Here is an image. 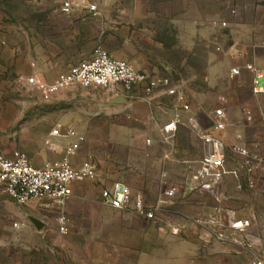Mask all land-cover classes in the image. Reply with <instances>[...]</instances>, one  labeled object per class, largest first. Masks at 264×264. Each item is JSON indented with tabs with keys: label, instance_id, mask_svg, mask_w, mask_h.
Instances as JSON below:
<instances>
[{
	"label": "rangeland",
	"instance_id": "rangeland-1",
	"mask_svg": "<svg viewBox=\"0 0 264 264\" xmlns=\"http://www.w3.org/2000/svg\"><path fill=\"white\" fill-rule=\"evenodd\" d=\"M123 4L144 5L166 13L152 28L146 27L153 33L154 45L147 48L139 40V48L144 53L136 56L140 60L152 59L153 65L159 64L160 68L152 76L171 78L181 86L191 108L195 109L194 101L199 104L200 99L196 93L206 89L205 73L200 70L205 63L192 58L190 63L194 68L185 69L182 59L188 53H201L208 58L214 55L216 38L225 28L223 24L215 26L216 22L228 16L232 8L240 11L252 5L262 7L264 0H101L100 16L83 10L64 15L60 0H0V154L11 158L14 152L20 151L37 165L57 163L67 142L53 138L51 132L72 128L84 138L78 160L92 161L97 170L96 178L83 184V197L87 194L99 200L103 187L120 182L134 192H142L151 202H157L164 199L167 189L182 186L206 150L193 131L184 129L181 145L187 149V158L183 154L173 166L165 165L168 159L164 157V162L160 161L159 152L170 145L164 137L162 148L152 151L150 139L157 136L158 124L167 123L173 114L169 110L179 108L174 97L155 92L150 98L134 90L129 98L131 106L109 103L93 106L94 96L82 94L83 87L61 90L45 100L28 83L31 76L51 78L65 73L78 62L89 59L99 48L120 58L125 46L119 37L120 15L115 11ZM168 15L175 18V28L167 21ZM237 17L239 13L232 18ZM188 23L191 24L189 31ZM189 38L191 50L184 47ZM156 40L164 46L157 47ZM167 62L173 63V70L163 68ZM74 89L78 101L62 96ZM193 94L195 98L191 97ZM157 103L162 106L158 108ZM193 112L204 128L211 126L210 120L199 116L197 110ZM179 191L178 195L182 196ZM210 193L215 194V190ZM176 200L178 197L163 200V213L172 212L169 207ZM72 212L79 213V210ZM66 214L69 215L50 201L19 206L0 187V264H63L61 249L66 245L63 237L72 227L67 223L68 231L61 232L59 220L66 218ZM32 219L43 223V227L38 230Z\"/></svg>",
	"mask_w": 264,
	"mask_h": 264
},
{
	"label": "crops",
	"instance_id": "crops-1",
	"mask_svg": "<svg viewBox=\"0 0 264 264\" xmlns=\"http://www.w3.org/2000/svg\"><path fill=\"white\" fill-rule=\"evenodd\" d=\"M100 1L98 0V5ZM232 9L228 16L222 17L215 25L225 26L222 34L216 38V48L219 47L220 50L215 49V54L209 58L201 53H188L182 59L185 69L194 68L190 63L192 58L205 63L200 70L205 73L203 86L206 89L202 93H196L200 99L199 104L193 99V115L197 117L193 112L197 110L199 116L212 123L215 110L222 109L225 114L226 126L218 136L227 146L228 161L223 169L217 171L220 182L215 188V194L201 190L181 196L178 195L181 193L178 189V200L169 207L172 212L163 213L156 221L151 222L137 215L106 207L101 198L92 199L87 194L83 197V184L86 181L77 183L73 196L62 208L69 214H66V218L72 226L71 232L63 237L66 243L61 249L62 258L65 259L63 264H250L253 257L264 260V93L253 92L256 77L252 72L243 71L241 77H231V70L236 65L253 63L262 71L263 77L259 82L264 84V6L252 5L240 11ZM115 12L120 15L119 37L126 50L123 47L120 58L113 57L152 76L160 66L153 65L152 59L137 58L136 55L144 53L139 48V40L144 41L145 47H152L153 33L146 27L152 28L166 13L144 5L126 4L120 5ZM238 13L240 17L232 18L233 14ZM98 14L101 15L100 9ZM166 18L175 28V18L169 15ZM109 28L111 29L110 25ZM190 28L191 24L188 23V31ZM155 45L164 46V43L156 40ZM191 46V38L185 40L184 47L191 50ZM237 50L243 52V57L236 56ZM92 56L93 54L90 58ZM158 61L160 60L157 58L156 63ZM163 68L170 71L174 69V65L167 62ZM59 75L60 73L51 78L46 75L41 77L53 81ZM84 89L82 94L94 96L95 101H89L93 106H103L106 103L131 106V97L122 92ZM74 93L76 89L66 91L62 96H66L69 101H78ZM194 96L191 95L192 98ZM156 106L159 108L162 105L157 103ZM172 111L173 109L169 110L170 115L173 113L170 119L176 110ZM151 115L150 112L148 120ZM187 116V113H183L182 118L185 120ZM163 126L162 123L158 124L157 136L150 139L154 152L158 147L162 148ZM184 129L187 128L180 127L172 143L169 142V148L163 147L164 150L159 152L160 161L168 159L164 162L167 166L176 165L183 154L184 158L188 156L187 149L181 145L182 136L186 133ZM74 131L83 141V136ZM60 140L67 142L63 138H59ZM233 146L245 148L248 156L239 155L232 150ZM80 149L71 159L75 167L82 163L78 160ZM246 159L252 164L250 174L247 169L242 168ZM31 161L36 167L52 163L37 165L32 159ZM167 172L170 173V169ZM250 179L254 181L253 186L249 184ZM76 210L79 213L72 212ZM228 210L235 213L237 220L248 223L245 232L237 235L239 242H219L205 225L195 223L196 219L207 220L218 212L226 221L225 211ZM227 233L230 234L231 231ZM72 241L73 244H70Z\"/></svg>",
	"mask_w": 264,
	"mask_h": 264
},
{
	"label": "built area",
	"instance_id": "built-area-1",
	"mask_svg": "<svg viewBox=\"0 0 264 264\" xmlns=\"http://www.w3.org/2000/svg\"><path fill=\"white\" fill-rule=\"evenodd\" d=\"M79 10L97 16L98 0H60V11L64 15L70 16ZM216 49L220 50L219 47ZM236 56L243 57V52L237 50ZM243 71L252 72L256 77L252 87L253 92L264 93V84L259 82L263 77L262 71L253 63H244L232 68L231 77H241ZM28 83L36 87L45 100H50L59 91L74 86L103 88L114 93L122 92L126 96H131L134 90L144 92L150 98L155 96V92L172 96L176 99L179 108L172 119L162 127L164 140L171 142L178 129L186 127L193 131L206 147L198 166L188 174L182 186L167 189L162 201L151 202L142 192H134L127 185L115 182L101 190L100 198L104 206L152 222L163 214V200H172L176 197L178 189L182 194H187L201 190L214 191L218 186L220 178L217 171L223 169L228 161L227 146L218 136L226 126L225 114L222 109L215 110V118L211 126L204 128L193 115L187 94L171 78L149 76L139 72L128 62L115 59L107 51L99 48L92 58L78 62L53 81L31 76ZM183 113L188 115L185 120L182 118ZM51 135L67 141L63 157L57 163L36 167L26 153L17 151L11 158L0 154V187L19 206H26L34 201H50L57 207L63 208L73 196L75 184L91 181L97 176L95 165L88 159L77 167L73 166L71 159L77 154L82 142V138L78 137L73 129L64 131L54 129ZM232 150L241 156H248L245 148L233 146ZM242 168L247 169V173L250 174L252 172L250 160L246 159ZM249 184L253 186L254 181L250 179ZM225 214L226 221L218 212L207 220L196 219L195 223L205 225L219 242H239L237 235L245 232L248 223L237 220L231 210L225 211ZM59 222L61 232L66 233L69 229L67 219L62 217ZM227 231L231 233L228 234ZM250 264H264V260L261 257H253Z\"/></svg>",
	"mask_w": 264,
	"mask_h": 264
},
{
	"label": "water",
	"instance_id": "water-1",
	"mask_svg": "<svg viewBox=\"0 0 264 264\" xmlns=\"http://www.w3.org/2000/svg\"><path fill=\"white\" fill-rule=\"evenodd\" d=\"M33 223L35 224V226L37 227L38 230H40L42 228V223L36 219H32Z\"/></svg>",
	"mask_w": 264,
	"mask_h": 264
}]
</instances>
